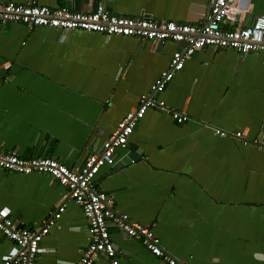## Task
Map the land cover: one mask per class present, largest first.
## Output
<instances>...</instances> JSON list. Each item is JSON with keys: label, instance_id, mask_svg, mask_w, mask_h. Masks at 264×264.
I'll list each match as a JSON object with an SVG mask.
<instances>
[{"label": "crops", "instance_id": "1", "mask_svg": "<svg viewBox=\"0 0 264 264\" xmlns=\"http://www.w3.org/2000/svg\"><path fill=\"white\" fill-rule=\"evenodd\" d=\"M25 3L33 0H0ZM89 11L101 2L126 16L197 22L211 0H34ZM244 1L243 3H246ZM242 4V2H241ZM242 24L264 13L248 0ZM171 40L0 23V148L81 165L98 150L172 53ZM158 97L188 116L148 108L100 168L96 188L130 219L151 226L184 264H264V51L205 46L184 61ZM214 129L239 130L243 138ZM246 139L247 141H243ZM64 204L39 242L37 264H70L89 241L81 207L47 173L0 168V208L34 228ZM119 264H167L135 238L110 229ZM13 243L0 233V264ZM93 264H108L99 255Z\"/></svg>", "mask_w": 264, "mask_h": 264}, {"label": "built area", "instance_id": "2", "mask_svg": "<svg viewBox=\"0 0 264 264\" xmlns=\"http://www.w3.org/2000/svg\"><path fill=\"white\" fill-rule=\"evenodd\" d=\"M247 3L248 0H214L201 20L179 22L148 15H119L108 11L101 2L89 11H77L68 7L40 5L34 0L25 3L0 1L2 24L17 22L29 28H78L97 31L105 36L118 34L142 40H171L182 45L172 53L167 67L155 79L149 93L140 95L137 104L118 121L113 133L102 142L98 150L89 153L81 165L71 167L50 156L24 157L0 148V168L21 173H47L64 186L68 197L81 207L89 241L79 258L70 264H93L99 255H104L108 264H119L111 228L127 237L138 239L150 253L167 264H184L161 245L151 226L133 221L127 213L116 209L112 197L96 188L94 177L101 167L114 163L115 149L127 146L133 128L148 108L164 111L176 122L188 118L186 114L167 106L158 94L196 50L205 46L231 48L239 55L264 51V13L257 14L250 24H242L241 17L249 9ZM214 132L219 135L229 133L220 129H214ZM229 134L243 138L239 130ZM253 142L264 152V137ZM63 209L62 203L50 211V216L42 224L30 228L11 217L6 209L0 208V233L13 243V251L3 257L2 264H37L39 242L60 217Z\"/></svg>", "mask_w": 264, "mask_h": 264}, {"label": "water", "instance_id": "3", "mask_svg": "<svg viewBox=\"0 0 264 264\" xmlns=\"http://www.w3.org/2000/svg\"><path fill=\"white\" fill-rule=\"evenodd\" d=\"M214 0H211V3H210V5L212 4V2H213ZM159 42H162L161 40H158Z\"/></svg>", "mask_w": 264, "mask_h": 264}]
</instances>
